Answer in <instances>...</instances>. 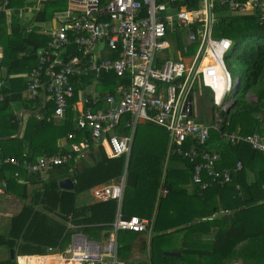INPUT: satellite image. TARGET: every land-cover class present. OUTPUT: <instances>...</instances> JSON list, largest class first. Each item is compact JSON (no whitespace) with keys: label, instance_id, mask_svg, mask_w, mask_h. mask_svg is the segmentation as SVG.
Segmentation results:
<instances>
[{"label":"built area","instance_id":"2783aa9c","mask_svg":"<svg viewBox=\"0 0 264 264\" xmlns=\"http://www.w3.org/2000/svg\"><path fill=\"white\" fill-rule=\"evenodd\" d=\"M7 4V0H0V13H9ZM217 4L243 14L256 11L259 24L264 26V0H66V9L58 14L59 27L50 33L46 47L36 50L38 64L29 72L27 98H40L42 104L51 100L50 116L63 119L79 77L112 72L118 78L127 77L129 82H118L113 92L106 90L102 95L80 91L73 122L83 133L78 138L74 132L67 134L64 154L22 161L0 156V164L17 168L13 176L18 180L19 169L44 173L56 165L76 161L84 150L102 146L107 158L123 155L126 165L136 124L151 122L161 126L169 138L167 157L179 154L190 162L193 181L202 190L230 182L229 171L216 168L219 153L204 148L212 125L196 120L199 105L209 100L213 126L218 127L220 111L230 108L234 101L230 95H234L238 82L237 77L232 79L224 61L231 39L213 34ZM179 36L183 48L178 46ZM71 40L78 45L82 57L65 62L57 54ZM100 40L110 56L94 55ZM3 84L0 78V89ZM100 101L103 106H97ZM224 136L231 144L243 141L264 152V140L258 133ZM236 165L239 168L240 162ZM124 185L122 176L91 189L95 199H113L118 204L113 231L106 243L74 233L66 250L68 255L56 256L58 262L138 264L118 256V232L150 233L153 217L122 216ZM6 186V179L0 178V187ZM161 192L165 194L167 190L163 188Z\"/></svg>","mask_w":264,"mask_h":264},{"label":"trees","instance_id":"16d2710c","mask_svg":"<svg viewBox=\"0 0 264 264\" xmlns=\"http://www.w3.org/2000/svg\"><path fill=\"white\" fill-rule=\"evenodd\" d=\"M106 1L103 0V3ZM44 6L49 10L53 5L46 1ZM223 9L227 7L217 4V22L213 34L231 39L232 46L228 51V57H235L242 66L236 93L243 85L253 93L251 95L255 96L256 100L250 102L235 97V93L230 108L220 111L221 120L216 128L213 126L215 121L212 118L206 119L198 115L196 120L212 125L204 148L218 151L220 157L216 168L228 170L230 182L222 185L213 184L202 190L200 185L193 181L190 162L179 154L167 157L164 140L167 134L164 129L151 122H140L135 126L126 165L123 155L107 158L100 146L95 150L97 156L93 166L73 169L76 173L74 190L58 189L57 182L48 179L44 180L47 183L44 184L46 187L44 194L36 192L37 199L43 196L44 203L53 202V208L57 209L62 218L79 227L66 230L65 224L61 223L58 237L53 236L48 228L50 224L47 222V216L44 213H36L35 216L30 207H24L11 219L5 234L7 237H23L34 242L49 243L58 241L63 233V244L69 234L81 227L93 223L106 225L113 220L116 201L110 199L78 207L75 202L76 195L97 183L118 178L126 169L121 213L124 216L136 214L141 217H153L151 228L153 235L149 241L141 238L142 241L139 243L140 249L148 246L150 264H264V152L243 141L231 144L224 136L226 133H258L264 140V36L259 35V32L264 33V26L259 24L256 11L230 15L222 12ZM13 15L20 18L19 10H14ZM3 16L4 12H1L0 17ZM233 23H237L234 28L231 26ZM234 33H237V38L230 37ZM247 40L253 41L248 43ZM178 46L183 48L182 36L178 38ZM78 54L72 45L61 58L67 62L72 57H78ZM33 55L37 59L29 72L38 64V55L36 53ZM75 82L74 95L70 102L93 82L96 85L95 90L102 95L103 89L113 92L118 82L127 84L129 79L118 78L109 72L98 77L81 76ZM5 88L4 81L0 89V93L3 94L0 101V136L14 134L19 125L17 114L13 112L9 102V96L12 97L13 93L10 95L5 93L8 95L5 96ZM15 96L21 97V94L16 93ZM26 99L28 100L25 96L24 100ZM31 101L34 103L33 110L38 109L36 114L29 115L19 137L0 140V156L13 155L22 161L34 160L39 155H61L67 151L64 143L67 134L74 132L78 138L83 133L71 122L69 107L65 117L58 119L50 116L53 108L51 100L43 104L40 98ZM102 105L103 102L100 101L97 106ZM61 139L63 145L59 144ZM214 143L218 145L214 146ZM164 161L168 163L165 172ZM177 161L185 164L182 171L174 165ZM238 161L239 168L236 165ZM72 165H75L73 160L56 165L49 171L71 170ZM16 169L13 165L1 163L0 178L7 181L5 190L15 192L20 199H24L28 197L27 184L17 183L13 176ZM18 171L20 177L21 171L25 172L22 169ZM38 174L40 173H32V176L24 174V177L28 180L27 183L36 182ZM162 177L164 182L161 185ZM159 187L165 188L167 192L162 193ZM188 188H191L190 192ZM40 223L46 227L43 230L51 236L39 231ZM136 238H139L138 232L127 230L118 232L120 258L132 260ZM168 251L179 254H167Z\"/></svg>","mask_w":264,"mask_h":264},{"label":"crops","instance_id":"0c3cea01","mask_svg":"<svg viewBox=\"0 0 264 264\" xmlns=\"http://www.w3.org/2000/svg\"><path fill=\"white\" fill-rule=\"evenodd\" d=\"M46 1L51 2L53 5L52 7H50L49 10H47L48 7L44 6ZM7 2H8L7 9L9 13L8 14L4 13V16L2 18L0 17V78L3 79L6 84L4 94L7 93L8 95H10L11 93H13L12 95L13 98L9 96L10 97L9 102H10V107H12L13 109V112L17 114V117L19 119V125L17 128V131L14 134L7 135V136H0V140H6V139H12V138L19 137L23 133V129H24L25 124L27 123V119L29 115L36 114V111L38 109L33 110L32 106L34 105V103L31 101L32 99L24 100L25 98L24 95L26 94V86L30 80L29 69L31 68L32 65L36 63V59H37V57L33 54L36 53L35 49L45 48L50 38V33L54 30H57V29H46L42 24L46 23L47 20L49 19H58V23L60 25L61 21L58 18V14L59 12H63L66 9V0H22V1L21 0H7ZM25 9L30 11L29 17L25 16L24 14ZM14 10H19L20 18L14 17L13 15ZM29 28L31 29V31H28ZM72 45L75 46V48L77 49L79 53L77 56L82 57L81 50L79 49L78 45L72 40L68 42L66 47L63 48L57 54V56L60 59H62L61 56L63 55V53L67 50L69 46H72ZM96 45H95V48H96ZM99 53H100L99 57H97L95 54L94 55L97 58H102L103 56H110V52L104 46V44L101 47ZM90 76H94V75L91 74L86 77H90ZM89 85H95V83L93 82ZM95 88H96V85L94 88L88 89V90L85 89L84 91H91V92L95 91L99 93L98 91L95 90ZM16 93H18L19 95L21 94V97L20 96L14 97ZM80 94L81 93L79 92L76 98L70 102V106L68 109L69 114L71 115V118H72L71 120L72 123H74L73 118L75 117L77 113L76 102L79 100ZM8 95L5 94V96H8ZM203 104L204 102L201 103V105ZM18 129H19V133H18ZM119 129L122 130L121 127ZM164 140L166 142V155H167V148H168V142H169V138L167 135L166 137H164ZM65 141L66 142L64 143L65 145H67L68 144L67 138L65 139ZM62 142H63L62 139L59 140L60 145H63ZM98 147H93V150L91 149L84 150L81 153V156L76 161H74L75 165H72L71 170L70 169H68L67 171L55 170V171L50 172L49 170L52 169L50 168L48 170L49 172L46 171L44 173H40L36 175L38 176V179L36 182L27 183L28 180L24 177V174L25 175L29 174L30 176H32V173H25L21 171L22 178L20 177L16 181L17 183L27 184V194H28L27 198L20 199L15 194V192L7 191L0 187V244H4L5 238L14 239L15 241H17V247L12 248L14 251V255H15L16 249L17 251H22L21 254L19 255H24V256L19 257L18 259L19 264H61L60 262L57 261L56 256L66 255V250L70 243L72 234L82 233L79 230L78 231L75 230L74 232L69 234L70 236H68L67 241L64 242L63 244H62L63 233L60 235V238L58 239V241L56 240L57 239L56 238L54 239L56 240L55 242H49V243L34 242V241L28 240L23 237L9 238L5 235L10 226L11 219L15 215H18L24 209V207L25 208L30 207L31 212L35 213V216L37 215L36 213H44L48 218L47 222L50 224L48 228L51 231V234L53 236L58 237L61 231V225H60L61 223L65 224L66 230H69V229L74 230L77 227H79V225H74L70 221H67L68 219L65 220L64 218H62L60 214H58L57 209L53 208V202H47V203L43 202L42 195L46 191V189H44L46 188L44 186V184L46 183L44 182V180L47 181L48 179H54L57 182L58 189H62L58 184V180L63 179V178H70L72 182L74 183V187L72 189L74 190L75 183H76V178H75L76 173L73 169L74 168L82 169L83 167L93 166L96 162V156H97V151L95 150L98 149ZM8 156H13V155H8ZM180 163L182 162L177 161V162H174V165L176 166L177 169L182 171L185 168V164H182L183 166H181ZM167 165L168 163H165L164 161V172H165V168ZM171 167H172V163H171ZM123 173H125V179H126V169L123 170ZM122 175L115 179H110L108 181L97 183L85 191L91 192L92 187L98 184H101V183L117 181L118 179H120V177H122ZM163 177L161 179V183H160L161 185L164 182ZM124 188H125V185H124ZM159 188L160 190L162 189V187H159ZM63 190H68V189H63ZM72 190H68V191H72ZM85 191H82L80 193H83ZM36 192H42V195H41L42 197H40V199L36 198V195H37ZM80 193L76 195V200H75L76 206L78 207L101 201V200L95 199V200H90L87 203L78 205L77 196ZM54 195L56 196V194H53V196ZM117 209H118V204L116 202V210H115L114 215L112 216L113 218L116 217L117 215ZM120 210H121V206H120ZM5 216L11 217V219L9 220V225L7 229L5 228L7 225ZM124 217H128V216H124ZM91 225H99V226L101 225L102 226V224H94V223ZM44 228L46 227L43 224H41L39 226V231L42 233H47L43 230ZM47 234L50 235L49 233ZM33 246L34 247L52 246V247H56L57 251L55 253H49L45 255H41L40 252L38 253L29 252L32 250L31 248ZM25 254H34V255H25Z\"/></svg>","mask_w":264,"mask_h":264},{"label":"rangeland","instance_id":"374dc122","mask_svg":"<svg viewBox=\"0 0 264 264\" xmlns=\"http://www.w3.org/2000/svg\"><path fill=\"white\" fill-rule=\"evenodd\" d=\"M22 1V0H21ZM224 13L226 14H230V15H239V14H243V11H240L238 9L236 10H232L230 8L228 9H223ZM24 14L25 16L29 17L30 16V11L25 9L24 10ZM46 29H57L59 27V23H58V19H49L47 20L46 23L42 24ZM234 25H237V23H233L231 24V26L234 28ZM50 32V30H49ZM260 36H264V33L259 32ZM227 37V36H226ZM231 38H237V33H234L232 36H230ZM229 38V37H228ZM244 40H242L243 42ZM253 41V40H250ZM249 40H247L248 43H251ZM241 42V43H242ZM103 46V41L100 40L97 45L96 48L94 49V54L99 57L100 56V49ZM225 64L226 67L232 77V79L234 80L236 77L238 78V76L240 75V70L242 69L241 64L238 62V60H236V58L234 57H228V54L225 56ZM95 85H89L86 86L85 89H92L94 88ZM83 89V91L85 90ZM102 91H106L105 89H103ZM252 91V90H251ZM206 91L203 90V94ZM253 93L250 92V90L245 89V87L242 85L241 88L239 89V91L235 94V97H241L243 99H247L250 102H255L256 98L255 96H252ZM26 96V94H25ZM233 98V95H230ZM227 98H229V94H227L226 96ZM206 102H204L203 105H199V115H202L203 117L210 118L211 119V113L209 111L210 108V101L209 100H205ZM208 105H210L208 107ZM208 122V121H207ZM208 124V123H207ZM139 125L137 126L138 129ZM143 142V141H142ZM214 146H217V144H213ZM68 146V145H66ZM181 164V163H180ZM181 166H183L181 164ZM188 191L191 190V188L187 189ZM190 192V191H189ZM90 200H95L94 196L91 194V192L89 191H85L83 193H80L77 196V204H84L87 203ZM13 214V213H12ZM6 218V229L8 228L9 225V220L11 219L10 216H5ZM116 217L113 218V220L111 222H109V224L103 225V226H99V225H86L84 227H81V229H79L80 232L86 234L90 240L99 242L101 244L106 243L109 235L112 233L113 231V221L115 220ZM78 231V230H77ZM5 232V231H4ZM153 235V231H150L149 234H144V233H138V237L135 239V245L132 249V254H134L132 256V260L136 261L138 264H150V260H149V250H148V246L145 249H140L139 248V243L142 241V239L149 241L151 236ZM142 238V239H141ZM4 244L0 245V264H19V260H18V256H20L19 254H21L22 251H15V257L14 259L10 258V249L11 248H16L17 247V241H15L14 239H8L5 238L4 240ZM32 250L29 252H35L38 253L40 252L41 254H49V253H55L57 251L56 247H52V246H41V247H32ZM24 251V250H23ZM68 255V254H66Z\"/></svg>","mask_w":264,"mask_h":264},{"label":"water","instance_id":"95a60500","mask_svg":"<svg viewBox=\"0 0 264 264\" xmlns=\"http://www.w3.org/2000/svg\"><path fill=\"white\" fill-rule=\"evenodd\" d=\"M237 85H236V88L238 87V85H239V80H238V82L236 83ZM235 93H236V91H235ZM234 93V94H235ZM18 133H19V129H18ZM18 135V134H17ZM16 135V136H17ZM122 176H124L125 177V173H123V175ZM58 184H59V186L62 188V189H68V190H72L73 189V187H74V183L72 182V180L70 179V178H63V179H59L58 180ZM167 254H171V255H178L179 253L178 252H173V251H168V252H166ZM14 257H15V255H14V251H13V249L11 248L10 249V258L11 259H14Z\"/></svg>","mask_w":264,"mask_h":264},{"label":"bare ground","instance_id":"6f19581e","mask_svg":"<svg viewBox=\"0 0 264 264\" xmlns=\"http://www.w3.org/2000/svg\"><path fill=\"white\" fill-rule=\"evenodd\" d=\"M199 15H201V16H202V15H203V12H200V13H199Z\"/></svg>","mask_w":264,"mask_h":264},{"label":"flooded vegetation","instance_id":"af4514ba","mask_svg":"<svg viewBox=\"0 0 264 264\" xmlns=\"http://www.w3.org/2000/svg\"><path fill=\"white\" fill-rule=\"evenodd\" d=\"M209 111H210V113H211V106H210V108H209Z\"/></svg>","mask_w":264,"mask_h":264}]
</instances>
